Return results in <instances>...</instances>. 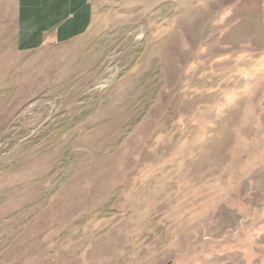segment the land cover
Segmentation results:
<instances>
[{
    "label": "rangeland",
    "instance_id": "374dc122",
    "mask_svg": "<svg viewBox=\"0 0 264 264\" xmlns=\"http://www.w3.org/2000/svg\"><path fill=\"white\" fill-rule=\"evenodd\" d=\"M91 1L0 33V264H264V0Z\"/></svg>",
    "mask_w": 264,
    "mask_h": 264
},
{
    "label": "crops",
    "instance_id": "0c3cea01",
    "mask_svg": "<svg viewBox=\"0 0 264 264\" xmlns=\"http://www.w3.org/2000/svg\"><path fill=\"white\" fill-rule=\"evenodd\" d=\"M93 19L91 0H0V33L23 53L79 39Z\"/></svg>",
    "mask_w": 264,
    "mask_h": 264
}]
</instances>
